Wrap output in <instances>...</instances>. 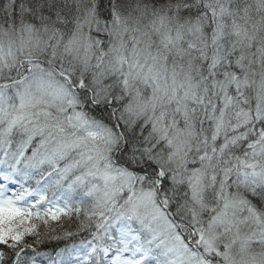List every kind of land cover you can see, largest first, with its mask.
Returning <instances> with one entry per match:
<instances>
[{"label":"snow or ice","instance_id":"snow-or-ice-1","mask_svg":"<svg viewBox=\"0 0 264 264\" xmlns=\"http://www.w3.org/2000/svg\"><path fill=\"white\" fill-rule=\"evenodd\" d=\"M0 264H264V0H0Z\"/></svg>","mask_w":264,"mask_h":264}]
</instances>
